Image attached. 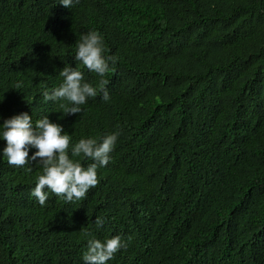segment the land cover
I'll use <instances>...</instances> for the list:
<instances>
[{
    "label": "trees",
    "instance_id": "obj_1",
    "mask_svg": "<svg viewBox=\"0 0 264 264\" xmlns=\"http://www.w3.org/2000/svg\"><path fill=\"white\" fill-rule=\"evenodd\" d=\"M90 30L118 57L103 78L73 58ZM65 65L109 100L45 102ZM2 98L0 123L47 114L74 141L119 137L72 204L41 206L40 166L0 159V264H84V231L123 237L108 264H264V0H0Z\"/></svg>",
    "mask_w": 264,
    "mask_h": 264
},
{
    "label": "clouds",
    "instance_id": "obj_2",
    "mask_svg": "<svg viewBox=\"0 0 264 264\" xmlns=\"http://www.w3.org/2000/svg\"><path fill=\"white\" fill-rule=\"evenodd\" d=\"M58 3L72 9L79 0H58ZM105 53L103 36L98 31L90 30L79 35L73 58L103 78L110 71V66L118 61V57ZM58 75L59 85L51 89L45 87L42 95L45 102L58 103V108L66 115L81 113L82 106L87 104L89 98L97 97L98 90L103 93V100L110 98L106 87L98 89L87 82L83 72L76 67L65 65ZM107 83L106 79L100 81L102 86ZM19 87L17 85V89ZM118 137L119 132L114 131L99 140L81 137L74 141L72 134L47 114L33 120L27 112H23L0 123V140L6 141V146L0 149V159L15 167H24L32 162L40 166L42 172L36 177L31 196L41 206L46 204L50 193L72 204L85 199L89 190L98 185V170L109 164ZM84 160L91 163L85 166L82 163ZM26 171L31 172L32 168ZM94 223L97 228H102L105 219L96 217ZM83 235L87 240V249L82 256L84 264H108L117 252L127 247L121 235L103 240L88 231H84Z\"/></svg>",
    "mask_w": 264,
    "mask_h": 264
}]
</instances>
